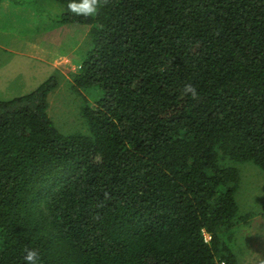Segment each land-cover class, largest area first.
<instances>
[{
    "label": "trees",
    "instance_id": "trees-1",
    "mask_svg": "<svg viewBox=\"0 0 264 264\" xmlns=\"http://www.w3.org/2000/svg\"><path fill=\"white\" fill-rule=\"evenodd\" d=\"M53 1L90 26L74 88L102 93L88 133L50 117L55 76L0 99V264H237L235 164L264 171V0Z\"/></svg>",
    "mask_w": 264,
    "mask_h": 264
},
{
    "label": "rangeland",
    "instance_id": "rangeland-1",
    "mask_svg": "<svg viewBox=\"0 0 264 264\" xmlns=\"http://www.w3.org/2000/svg\"><path fill=\"white\" fill-rule=\"evenodd\" d=\"M63 6L53 0H0V99L27 94L49 77V115L62 133H88L86 101L98 85L75 87V75L91 48L90 26L58 24ZM240 173L236 199L240 216L225 240L237 264H264V171L253 162L235 164Z\"/></svg>",
    "mask_w": 264,
    "mask_h": 264
},
{
    "label": "clouds",
    "instance_id": "clouds-1",
    "mask_svg": "<svg viewBox=\"0 0 264 264\" xmlns=\"http://www.w3.org/2000/svg\"><path fill=\"white\" fill-rule=\"evenodd\" d=\"M101 0H67V10L77 16L94 17L98 15ZM183 94H190L192 98H197V91L190 84L185 85ZM23 257L24 264H42L41 254L35 249H25Z\"/></svg>",
    "mask_w": 264,
    "mask_h": 264
},
{
    "label": "built area",
    "instance_id": "built-area-1",
    "mask_svg": "<svg viewBox=\"0 0 264 264\" xmlns=\"http://www.w3.org/2000/svg\"><path fill=\"white\" fill-rule=\"evenodd\" d=\"M206 238H207V240H209L210 239V237L206 234Z\"/></svg>",
    "mask_w": 264,
    "mask_h": 264
}]
</instances>
